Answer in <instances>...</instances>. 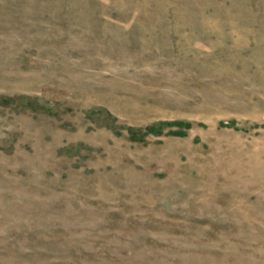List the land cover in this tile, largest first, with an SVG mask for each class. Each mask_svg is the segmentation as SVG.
I'll return each mask as SVG.
<instances>
[{
  "label": "rangeland",
  "instance_id": "rangeland-1",
  "mask_svg": "<svg viewBox=\"0 0 264 264\" xmlns=\"http://www.w3.org/2000/svg\"><path fill=\"white\" fill-rule=\"evenodd\" d=\"M0 264H264V0H0Z\"/></svg>",
  "mask_w": 264,
  "mask_h": 264
}]
</instances>
